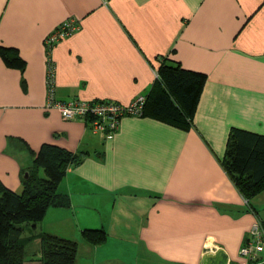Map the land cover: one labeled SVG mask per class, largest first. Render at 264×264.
<instances>
[{
	"label": "crops",
	"instance_id": "0c3cea01",
	"mask_svg": "<svg viewBox=\"0 0 264 264\" xmlns=\"http://www.w3.org/2000/svg\"><path fill=\"white\" fill-rule=\"evenodd\" d=\"M71 17L81 29L49 50L47 37ZM2 47L21 62L0 51V179L21 192L24 179L44 175L35 162L44 143L85 155L59 183L70 206L50 212L66 237L73 223L106 229L100 245L76 240L77 264L86 244L87 264H264L263 253L239 255L257 218L264 223V190L248 201L222 165L232 127L264 134V0H0ZM49 51L59 101H147L164 61L205 73L192 126L128 115L105 139L64 119L46 107ZM128 218L126 244L119 220ZM36 228L26 223L23 236L55 233ZM129 251L136 256L124 259Z\"/></svg>",
	"mask_w": 264,
	"mask_h": 264
},
{
	"label": "trees",
	"instance_id": "16d2710c",
	"mask_svg": "<svg viewBox=\"0 0 264 264\" xmlns=\"http://www.w3.org/2000/svg\"><path fill=\"white\" fill-rule=\"evenodd\" d=\"M1 53L12 65L21 58L13 48L2 47ZM20 66V65H19ZM159 80L153 85L143 115H151L188 130L193 124L207 75L182 67L178 62L161 63ZM83 153L52 143H44L35 154L37 167L44 175L24 179L21 192L7 187L0 179V264H77L79 243L64 235L41 232L24 237V225H37L51 208L70 206L67 194L58 191L59 183L71 165H80ZM222 165L240 193L248 201L264 190V134L232 127ZM81 238L90 245H100L108 233L102 226L84 227ZM41 242L40 254L27 258L26 247L32 238Z\"/></svg>",
	"mask_w": 264,
	"mask_h": 264
},
{
	"label": "built area",
	"instance_id": "2783aa9c",
	"mask_svg": "<svg viewBox=\"0 0 264 264\" xmlns=\"http://www.w3.org/2000/svg\"><path fill=\"white\" fill-rule=\"evenodd\" d=\"M80 29L81 23L78 19L74 17L67 18L47 37L46 44L48 49L51 50L56 42L71 36ZM51 51H49V72L47 77V108L56 109L64 119H81L85 121L94 134H99L105 139H110L114 136L123 117L128 115L141 116L143 114L146 101L143 96L138 97L129 104L107 99H98L90 102L83 100H56ZM260 253L264 254V224L258 221L249 229V235L241 245L239 255L247 261L256 262Z\"/></svg>",
	"mask_w": 264,
	"mask_h": 264
},
{
	"label": "rangeland",
	"instance_id": "374dc122",
	"mask_svg": "<svg viewBox=\"0 0 264 264\" xmlns=\"http://www.w3.org/2000/svg\"><path fill=\"white\" fill-rule=\"evenodd\" d=\"M50 212H52V209H51V211H49V213L46 215V218L43 221H40V222L37 223V228H36L37 231H42V228L47 229L46 227H48L49 229L51 228V231L55 232L56 229L60 227V226L57 227V222H56V221H58V218L59 217H57L56 215L53 216ZM83 212H85V211H83ZM107 213H109V210H106L105 208H103V212H102V215L103 216H102V219L104 221L106 220L107 223H108L110 221V219L108 218V214ZM68 214H69V216L71 218V213L69 212ZM94 216H95V214H94ZM50 218H51V220H50ZM98 218H99V221H101V218L100 217H97V219ZM67 219H69L68 216H67ZM70 220H72V218ZM119 221L121 222V227H120L121 233H120L119 237H121L122 240H125V242L127 244V241H132L131 239H134V236H135V226L134 225H135V223L133 222V220L131 218L121 219ZM258 221L261 222V223H263L262 220H260V219L257 218V222ZM99 223L100 222H94V225L97 226V225H99ZM129 223H132V224H129ZM64 226H66V225H63V227ZM29 228L31 230L33 229V231L35 230V228L33 226L32 227H29ZM69 228H70V234L69 235H73V236H71L73 238H71V237H68V238H71V239H74V240H78L80 238V236H81L80 235L81 230L77 227V225L75 223L71 224L69 226ZM45 231L43 230L42 232H45ZM34 232H36V231H34ZM60 235H62V234H60ZM111 241L115 242L114 240H111ZM117 242H119V240L116 239V243ZM113 247H115V246H113ZM38 248H39V246H37L36 243H32V244L27 245V247H26V252H27L26 255H27V258H30L33 255L35 256V254L39 255L40 252L38 253V251L36 250ZM83 248H86V250H87L86 254L88 255L89 245L86 244V245L83 246ZM109 248L111 249L112 247H109ZM112 252H113V254L116 253L115 251H112ZM87 255H85L84 258H82V260L80 259L81 260V263L80 264H87L88 263L87 262V257H88ZM134 255L136 256V252L129 251L128 253H126L124 255V257H126L124 259H130L131 260ZM113 264H116V263L114 262Z\"/></svg>",
	"mask_w": 264,
	"mask_h": 264
}]
</instances>
